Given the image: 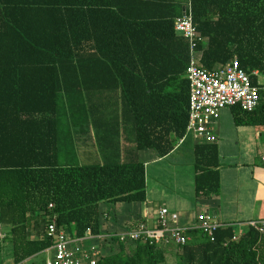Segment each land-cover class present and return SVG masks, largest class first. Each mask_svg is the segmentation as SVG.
<instances>
[{
    "label": "trees",
    "instance_id": "trees-1",
    "mask_svg": "<svg viewBox=\"0 0 264 264\" xmlns=\"http://www.w3.org/2000/svg\"><path fill=\"white\" fill-rule=\"evenodd\" d=\"M186 7L205 39L200 67L236 60L264 86V0H0V225L14 264L48 253L54 216L72 239L103 236V205L147 202L140 153L164 158L187 135L190 46L175 31ZM61 105L92 121L100 162L61 164ZM235 109L238 120L264 119V107ZM127 121L142 122L133 142ZM212 148L196 149L199 194L220 189ZM188 236L184 247L114 237L97 264H264V235L252 228L238 240L233 227L214 241Z\"/></svg>",
    "mask_w": 264,
    "mask_h": 264
},
{
    "label": "crops",
    "instance_id": "crops-1",
    "mask_svg": "<svg viewBox=\"0 0 264 264\" xmlns=\"http://www.w3.org/2000/svg\"><path fill=\"white\" fill-rule=\"evenodd\" d=\"M237 113L235 108L222 112L215 127L218 142L206 145L215 149L210 162L219 164L215 169L220 178L218 193L199 194L196 191V180L201 175L196 149L204 144L194 136H188L182 144L177 140L173 152L164 158L155 151H142L140 159L147 172V202L113 206L111 215L107 212L109 206L103 205L105 234L125 233L139 223L155 228L161 208L179 215L175 226L192 228L200 214L209 213L225 227H233L237 235L245 234L250 229L249 223L264 221V119L254 115L241 116L238 120ZM70 121L75 131L74 162L80 165L85 159L100 162L102 157L96 147L97 136L92 121L76 120L73 115ZM141 123L127 121V140L134 141L135 131ZM167 123L163 121L161 125L169 127L172 121ZM170 129H174L173 125ZM0 228L6 238L1 225ZM6 255L5 247L0 248V258Z\"/></svg>",
    "mask_w": 264,
    "mask_h": 264
},
{
    "label": "built area",
    "instance_id": "built-area-1",
    "mask_svg": "<svg viewBox=\"0 0 264 264\" xmlns=\"http://www.w3.org/2000/svg\"><path fill=\"white\" fill-rule=\"evenodd\" d=\"M175 31L178 36L188 41L191 55L186 72L190 84L189 122L187 135L179 143H184L188 136H194L201 144H216L218 136L215 127L222 112L240 107L244 113H255L264 107V86L262 83L258 87L253 86L250 76L241 70L236 60L212 71L202 69L198 47L205 39L195 28L191 14L175 21ZM262 161L264 163V157ZM56 220L57 217L54 216L48 228V236L54 240V244L48 251L52 256L47 264H97L104 255L95 242H102L112 236H94L88 232L82 239H72L64 230H58ZM156 222L155 228L140 223L135 229L116 234L115 237L125 244L140 241H151V244L172 242L184 247L191 241L189 232L200 231L214 241L215 233L219 229L227 228L209 213L200 214L192 228L178 227L175 225L179 222V215L167 208L159 209ZM248 227L264 235V221L249 223ZM243 235H238L234 240ZM4 239L0 228V240Z\"/></svg>",
    "mask_w": 264,
    "mask_h": 264
},
{
    "label": "rangeland",
    "instance_id": "rangeland-1",
    "mask_svg": "<svg viewBox=\"0 0 264 264\" xmlns=\"http://www.w3.org/2000/svg\"><path fill=\"white\" fill-rule=\"evenodd\" d=\"M260 82H262V79H260ZM60 112H61L60 113V127H59L60 128V140H61L60 162H61V164H64L66 161L69 160L71 163V161L74 162V157H72V155L76 153L75 151H73L74 150L73 147L76 145V142L74 141L75 136H73V135H74L75 131H74V126L72 125V123L70 121V116L73 115V118H75L76 120H80V121H83L84 116H83V113H81V112H77V114H75L73 112V110H71V109L69 110L68 106H65V105H64V107L61 105ZM108 208L110 210L114 209L113 206H110V204H109ZM108 234L111 235L112 238H114L116 235L115 233H111V234L107 233L106 235H108ZM117 235H119V234H117ZM112 238H108V239L105 238L104 241H102V242H97V241L95 242L96 245L103 252V255H105V256L110 255L111 250H110V248H107V247L104 248L101 245H103L104 242L105 243H110V241L112 242V240H111ZM127 244H129V243H126V247H127ZM112 245L115 247L114 252H118L119 246H116L118 244H112ZM2 247H5L7 255L5 258H0V261H1L0 264H14L13 256H12V245L8 242L3 244L2 241H0V248H2ZM88 247H89V245H88ZM175 248H176V246L172 245L171 250L173 251V250H175ZM108 250H109V252H108ZM128 251H129V249H128ZM50 258H51V254L46 253V254L38 257V258L28 260L24 264H42V262H44V261H46V264H47L49 261L48 259H50ZM169 258H171V257L166 258L168 263H170L172 261Z\"/></svg>",
    "mask_w": 264,
    "mask_h": 264
},
{
    "label": "water",
    "instance_id": "water-1",
    "mask_svg": "<svg viewBox=\"0 0 264 264\" xmlns=\"http://www.w3.org/2000/svg\"><path fill=\"white\" fill-rule=\"evenodd\" d=\"M184 16H186V17L190 16V7L185 8Z\"/></svg>",
    "mask_w": 264,
    "mask_h": 264
}]
</instances>
